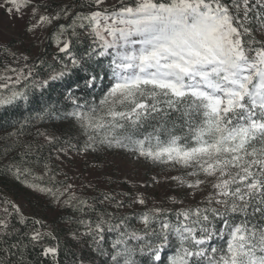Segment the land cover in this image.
<instances>
[{"label": "snow or ice", "instance_id": "snow-or-ice-1", "mask_svg": "<svg viewBox=\"0 0 264 264\" xmlns=\"http://www.w3.org/2000/svg\"><path fill=\"white\" fill-rule=\"evenodd\" d=\"M31 4L3 0L0 6L8 15L22 17V8ZM105 4L85 0L80 7L93 10L75 14L65 6L39 15L28 29L71 17L55 34L68 62L61 60L60 70L39 86L55 89V82H62L67 91L61 96L72 110L59 116L46 110L43 115L73 120L86 138L85 152L124 149L154 165L185 169L184 176L172 179L193 189V196L209 178L213 191L199 204L179 209L149 206L148 198L137 194L127 206L141 210L129 215L98 211L94 202L78 200L74 211L80 215L72 218L78 226L72 236L90 254L74 253L72 264H264V0H119L101 7ZM39 10V5L32 7V19ZM77 28L86 29L91 38L79 54L71 38L78 36ZM11 71L17 84L33 75L31 68ZM69 77L75 89L63 83ZM99 84L104 86L97 100L92 93ZM28 87L0 93V107L27 104ZM38 134L48 143L57 139ZM8 171L17 180L31 174L20 164ZM104 200L117 209L125 207L115 196L104 194ZM172 202L183 204L175 198ZM3 204L0 264H35L28 253L37 247L48 264H60L58 237L41 231L36 225L43 227V222L29 221L17 205ZM133 218L142 227L133 226Z\"/></svg>", "mask_w": 264, "mask_h": 264}, {"label": "trees", "instance_id": "trees-1", "mask_svg": "<svg viewBox=\"0 0 264 264\" xmlns=\"http://www.w3.org/2000/svg\"><path fill=\"white\" fill-rule=\"evenodd\" d=\"M75 6H80L78 1L75 2ZM69 35L70 32L67 33V38ZM71 38L73 40L72 48L78 54L83 53L84 49L91 44V38L88 34H78V36ZM61 60L67 63V55L59 52V50L52 51L50 46H47L44 53L37 59L24 62L21 59L17 60L15 54L4 51L0 46V70L11 71V69H17L24 72H27L28 68L33 70V75L28 80H22L19 84L13 82V86L19 90H22L25 85H29L27 89L29 102L25 104L23 101H17L13 105L0 108V184L10 188L11 192L19 197L18 194L25 191H21V187L17 183L10 186L9 177L7 178L6 175L13 164H20V166L26 168L54 165L57 158L65 156L66 148L73 152L82 150L84 153L83 171L87 172L89 167H93L97 178V181L91 186L92 192L84 200L90 203L94 202L98 211L106 210L117 215L132 214L129 211L111 208L115 203L104 200V194L115 196L117 201L120 196L126 195L129 199H132L139 193L140 185H136V181L118 178V170L111 168L114 161L109 158V155L114 154L113 152L116 153L117 149L105 148L101 151L93 152L89 150L85 152L83 145L86 138L76 127L75 122L70 118L63 120L57 118L59 114L72 110L71 102L61 96V92H66L67 89L62 88V82H55V89L39 86V82L48 79L49 74H55L60 70ZM40 61H43V63H40ZM26 65L28 67H25ZM14 74L16 73L14 72ZM80 75H83V73ZM14 80H16V77ZM33 81L36 83L33 84ZM63 83L70 84L75 89L72 77L67 78ZM76 94L85 95L80 91H76ZM92 94L98 100L101 95V88L97 86ZM46 110L56 112L57 116L43 115ZM38 116H43V118H38ZM24 121H27V123L25 124ZM21 124H24L23 128L20 127ZM13 132L16 135L10 136L9 134ZM38 133L55 136L57 139L54 143H48L45 135H39ZM14 141H19V143L14 147H10ZM65 141L70 143H65ZM24 145H31V149H26ZM72 145H75V147H72ZM6 147L9 148L7 152H5ZM26 152L29 154L22 155ZM21 161L24 163L21 164ZM117 167L118 165H116ZM28 198L41 212L39 214L41 220L50 218L48 214L49 206L46 203L30 194H28ZM4 201L11 202L10 198L0 189V210L5 206ZM79 215L80 213L74 211V206H68L58 210L52 217L56 221L55 234L61 245L60 264H72L74 253L76 257L90 254L84 242L74 240L72 236V233L78 227L72 222V218ZM94 215V213H89V216L94 217ZM28 219L29 221L33 220ZM13 222L15 223V220ZM132 224L135 227H142L136 224L135 218H133ZM31 227L33 225L29 224V228ZM81 231L83 230L81 229ZM39 252V247L35 250L30 249L28 259L35 262V264H39V261H42V264H48V258L39 257Z\"/></svg>", "mask_w": 264, "mask_h": 264}, {"label": "rangeland", "instance_id": "rangeland-1", "mask_svg": "<svg viewBox=\"0 0 264 264\" xmlns=\"http://www.w3.org/2000/svg\"><path fill=\"white\" fill-rule=\"evenodd\" d=\"M76 1L80 5L85 3V0H32L31 5L22 8V17L15 13L10 16L6 13L5 8L0 6V46L4 51L15 54L16 59H21L22 62L37 59L44 53L47 46H50L52 51L59 50L55 34L58 31L59 25H68L70 23L71 17L55 20L50 25H41L33 31H29L28 29L32 24L37 22L39 15L58 13L60 8L65 6H69L73 14L81 11L87 13L93 10L86 7H76ZM118 4L119 0H106V4L101 7H111ZM0 5H3V0H0ZM36 5L40 6L39 14H37L36 19H32V7ZM76 32L80 35L88 34L86 29L77 28ZM62 38L67 39V33ZM0 77H11V80L0 79V84H8V89H0V93L8 94L9 89L19 90L13 86L16 77L14 72L0 70ZM103 86L104 84L98 85L101 90ZM65 152V156L57 158L54 165L29 168L31 174L26 177L22 176L19 180L15 178L12 172L8 171L6 175L7 178L9 177V185L17 183L21 187V191H25L24 193L20 192L18 194L19 197L15 196L10 188L0 184V189L10 198L13 204L19 207L24 216L42 221L43 227L40 225L36 227H40L41 231H51L54 234L56 221L53 220V215L58 210L74 206L78 200L85 199L92 192L91 186L97 181L93 167H89L87 172L83 171L84 153L82 150L73 152L69 148H66ZM113 153L109 155V158L114 161L111 168L118 170V178L136 181V185H140L138 194H143L148 198L149 206L156 204L157 206L166 208L179 209L190 205H197L213 191L211 178H209L208 183L201 185L203 190H196V194L193 196V189L181 187L176 180L172 179V177L184 176L185 169L179 166L171 169L168 165H154L149 161L136 159L124 149H117L116 153ZM116 165H118L117 168ZM186 178L195 179V177ZM200 178L205 179L203 176ZM33 184L38 185L39 188H51L53 192L52 194H48L44 191H39L36 187L29 186ZM28 194L49 206L48 214L50 218L41 220L39 215L41 212L28 198ZM72 197H75V199L66 204L65 202L69 201ZM173 198L182 200L183 204H174L172 202ZM131 200L126 195L120 196L117 201H123L125 204V207L120 209L131 213L139 212L142 206H127L131 203ZM113 207L117 209L115 204L111 206V208ZM135 222L138 226H142L136 219Z\"/></svg>", "mask_w": 264, "mask_h": 264}]
</instances>
